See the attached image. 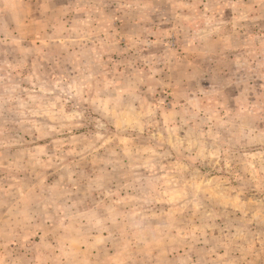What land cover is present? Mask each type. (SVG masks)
Here are the masks:
<instances>
[{
    "label": "clouds",
    "instance_id": "clouds-1",
    "mask_svg": "<svg viewBox=\"0 0 264 264\" xmlns=\"http://www.w3.org/2000/svg\"><path fill=\"white\" fill-rule=\"evenodd\" d=\"M0 264H264V0H0Z\"/></svg>",
    "mask_w": 264,
    "mask_h": 264
}]
</instances>
